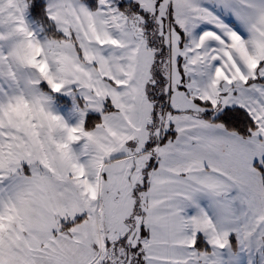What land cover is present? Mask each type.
<instances>
[{
  "label": "snow or ice",
  "instance_id": "6c2138e0",
  "mask_svg": "<svg viewBox=\"0 0 264 264\" xmlns=\"http://www.w3.org/2000/svg\"><path fill=\"white\" fill-rule=\"evenodd\" d=\"M0 264H264V0H0Z\"/></svg>",
  "mask_w": 264,
  "mask_h": 264
}]
</instances>
